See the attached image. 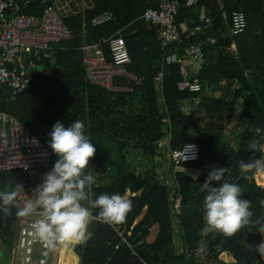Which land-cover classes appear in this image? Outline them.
<instances>
[{"label":"trees","instance_id":"16d2710c","mask_svg":"<svg viewBox=\"0 0 264 264\" xmlns=\"http://www.w3.org/2000/svg\"><path fill=\"white\" fill-rule=\"evenodd\" d=\"M94 1L95 6L84 13L63 18L72 39L60 43L54 56L35 71L36 80L25 92L11 99L8 86L0 85V112L17 117L49 149L48 133L56 121L69 125L79 119L85 123L96 148L86 169L96 178L89 187L91 199L103 193L125 196L131 191L128 199L133 207L124 222L107 224L93 209L95 219L88 226L93 237L77 243L72 254H68L71 243L62 244L60 256L71 255L74 264H79L78 255L80 264H229L221 258L223 253L230 259L224 253L228 252L235 259L230 264H264V256L258 251V245L264 243V232L259 228L264 227V187L254 178L258 166L242 171L243 165L264 155L248 148L254 141L264 143V0H199L196 6L178 0L177 23L183 38L194 28L210 24L197 37L188 39L190 43H202L206 60L196 61L201 67L197 74H190L201 84L200 91L180 89L184 79L180 63L167 67L162 94L165 112L156 82L164 55V26L151 25L143 18L158 0ZM50 4L52 0H18L15 11L41 16ZM106 11L114 14L113 19L94 26L93 19ZM236 11H243L248 20L240 34L232 31ZM115 35L125 38L131 55L128 72L138 77L119 76L115 84L133 91H111L87 79L83 47L100 42V52L112 61L108 40ZM175 47H180L178 54L184 55L183 45H171L168 53ZM242 99H246V105L237 122L242 129L238 142L231 144L225 128ZM196 100L195 108L186 112L185 102ZM205 117L208 120L202 124ZM168 137L169 150L190 142L200 147L198 160L172 165L171 184L159 177L155 163L140 172L128 161L132 149L142 150L148 160L154 161L160 141ZM50 151L54 164L58 157ZM213 167L226 168L221 182L239 184L242 198L249 201L253 211L250 224L232 236L202 231L205 193L200 186ZM32 174L1 171L0 191L35 184ZM154 225L159 226V233L151 242L148 238ZM177 230L182 237L181 249L176 245ZM0 231L6 242H11L12 229L3 219ZM201 244L206 246L203 252L199 251ZM0 264L8 263L0 260Z\"/></svg>","mask_w":264,"mask_h":264},{"label":"built area","instance_id":"2783aa9c","mask_svg":"<svg viewBox=\"0 0 264 264\" xmlns=\"http://www.w3.org/2000/svg\"><path fill=\"white\" fill-rule=\"evenodd\" d=\"M198 3L199 0H187V6H196ZM17 6L18 0H0V85H7L14 99L34 83L35 71L54 56L60 43L73 37L72 31L52 4L45 7L41 16L17 13L15 11ZM178 11V0H158L155 6H149L143 16L151 25L161 23L164 26L161 40L164 55L156 76L160 94H163L167 67L174 63L181 64L184 75V79L179 83L181 90L200 91L202 89L196 78H190L185 58L200 63L206 60L202 43H190L188 39L197 37L207 30L210 24L194 28L183 38L177 23ZM113 17L114 14L111 11H106L96 16L92 23L94 26H100L111 21ZM247 25L246 14L243 11L234 12L233 34L244 32ZM108 41L112 51V61L100 52V42L83 47L87 79L91 84L111 91L125 89L133 91L132 88L115 84L119 76H129L138 80V77L128 72L131 55L127 42L122 35H115ZM171 45H183L184 55L178 54L180 47H175L171 53H168ZM95 49L98 50L96 55ZM234 49L235 47L232 48ZM170 156L174 166L193 162L200 157V147L197 143L190 142L182 148L170 149ZM52 166V153L46 144L26 128L17 117L0 112V171H30L38 178L37 184L22 185L14 190L17 192V205L23 206L26 202H35L39 191L37 187L43 182L44 174L50 171ZM167 184L171 182L167 181ZM173 192L176 194L177 190L174 189ZM177 198L176 196L174 201ZM41 218L39 210L30 217H19V235L15 246L18 264L19 262L21 264H53L55 262V254L61 243L55 242L49 245L39 239L33 225ZM92 219L95 218L91 214L90 220ZM2 244L3 239L0 234V245Z\"/></svg>","mask_w":264,"mask_h":264},{"label":"clouds","instance_id":"9594fccd","mask_svg":"<svg viewBox=\"0 0 264 264\" xmlns=\"http://www.w3.org/2000/svg\"><path fill=\"white\" fill-rule=\"evenodd\" d=\"M257 133L261 130L256 129ZM48 146L58 159L50 171L43 176L35 202L29 201L19 206L16 203V191H0V212L12 214L16 208L17 217H30L39 210L42 217L33 227L42 242L53 245L55 242L85 243L93 237L88 230L92 210H97L100 220L107 224L125 221L132 210L131 200L120 193H103L94 199L89 198L88 189L96 183V178L86 172L89 159L96 148L86 133V125L77 119L69 125L56 121L48 133ZM248 148L264 154V143L251 142ZM264 164V155L246 165L248 167ZM226 168L213 167L207 174L200 190L205 193L202 205L203 232H219L232 236L243 226L251 222L253 211L250 203L243 197L239 184L221 182ZM215 182V184L213 183ZM264 232V227H259ZM201 244L199 251L205 250ZM258 251L264 256V243L258 245Z\"/></svg>","mask_w":264,"mask_h":264},{"label":"rangeland","instance_id":"374dc122","mask_svg":"<svg viewBox=\"0 0 264 264\" xmlns=\"http://www.w3.org/2000/svg\"><path fill=\"white\" fill-rule=\"evenodd\" d=\"M96 53H98L97 49L94 50L95 55H96ZM207 93L212 94V90L208 89ZM197 102H198L197 100L185 102L184 110L186 112H190L192 109L195 108L194 106L197 104ZM245 105H246V99H242L238 102V104L236 106V112H235V115L233 117V120L225 128V133L227 135L228 142H230L231 144L237 143L238 139L240 137L239 135L241 133L242 128L239 127V125H237V122L239 120L240 114L243 112V110L245 108ZM160 106H162V108H163L162 110H163V112H165V106H164V104H162V102H160ZM200 114L202 117L204 116V114L202 112ZM207 120L208 119L205 117V120L202 122V124H204ZM167 146H170V137L160 141V143H159L160 149H159V152H158L157 156L155 157L154 161L148 160V158L144 155L142 150L132 149V153L128 157V161L130 162V164L132 165L133 168H137L140 172H145L148 168L152 167L153 164L155 163L157 165V172L159 174V177L162 180L166 181V183H167V181H169V183H170L171 181L169 180V170L172 167V161H171V156L169 154L170 150L167 149ZM260 171H264V164L259 165L255 174H254V178L256 177L255 180H256L258 185H259L258 173ZM88 193H89V198L91 199V193H90L89 189H88ZM130 196H131V191H128V193L124 197L128 199ZM213 232H215V231H213ZM158 233H159V226L154 225L151 228V235L149 236L148 240L151 242L155 241ZM207 233L209 234L212 232H207ZM175 239H176V245L178 247H180V249H181L183 244H182L181 233L179 230H177ZM263 241H264V239H263ZM78 244H81V243H78ZM78 244L77 243H76V245L71 244L70 253H68V254H72L73 247H74V251H75V248ZM14 245H15V240H13V239L11 240V242L6 244V247L1 250L2 254H0V260L7 262L8 264H13ZM60 252H61V250L57 251V253L55 254V262L53 264H74V259L71 255H68L67 257H63L64 255L60 256ZM222 254H221V258L225 262H227L229 264L231 262H234L235 259H233V256L229 255L231 257L229 259L227 257H223L224 255H222ZM226 254L228 255V253H226ZM19 264H21V262H19ZM79 264H80V261H79Z\"/></svg>","mask_w":264,"mask_h":264},{"label":"crops","instance_id":"0c3cea01","mask_svg":"<svg viewBox=\"0 0 264 264\" xmlns=\"http://www.w3.org/2000/svg\"><path fill=\"white\" fill-rule=\"evenodd\" d=\"M52 5H54V7L58 10V12L60 13V15L63 18H69L71 16H74V15H77V14H80V13H84L85 11L93 8L95 6V1L94 0H52ZM185 62L187 64V66H188V70H189V73L191 75H194V74L198 73V71H199V69L201 67V65L199 63H197L195 60L190 59V58H187L185 60ZM10 98L14 99L12 97L11 89H10ZM160 102H162V104H164L165 111H167L166 103H165V100H164V97L162 96V94H159V103ZM161 108H162V106H161ZM32 177L36 181L35 184H37V182H38L37 175L36 174H32ZM35 184H32V185H35ZM15 212H16V209L13 208L12 209V214H10V215H5V214L0 213V219H3L4 221H7L8 225L12 229L13 234L11 235L10 240H12V239L15 240V245H14V249H13V264H18L17 261H16L15 246H16V242L18 240L20 224H19V217H17L15 215ZM0 234H1L2 239H3V244L0 245V254H2L1 250L6 247L7 242L5 241L1 231H0ZM81 244H83V243H81ZM224 253H228V252H224ZM228 254L231 255L230 253H228ZM231 256H233V255H231ZM78 257H79V261H80V256L78 255ZM233 259H234V257H233Z\"/></svg>","mask_w":264,"mask_h":264},{"label":"bare ground","instance_id":"6f19581e","mask_svg":"<svg viewBox=\"0 0 264 264\" xmlns=\"http://www.w3.org/2000/svg\"><path fill=\"white\" fill-rule=\"evenodd\" d=\"M256 178V177H255ZM258 181L260 182V184L264 187V171H260L258 173ZM64 244V243H61V245ZM73 245H76V243H71ZM61 245L58 249V251L61 249Z\"/></svg>","mask_w":264,"mask_h":264},{"label":"water","instance_id":"95a60500","mask_svg":"<svg viewBox=\"0 0 264 264\" xmlns=\"http://www.w3.org/2000/svg\"><path fill=\"white\" fill-rule=\"evenodd\" d=\"M109 155L112 156L113 155V151L112 148L109 149Z\"/></svg>","mask_w":264,"mask_h":264}]
</instances>
